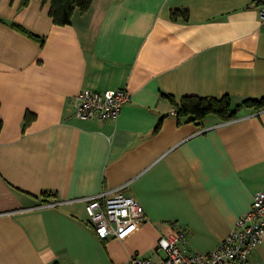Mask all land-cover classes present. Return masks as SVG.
Listing matches in <instances>:
<instances>
[{
    "label": "crops",
    "instance_id": "crops-1",
    "mask_svg": "<svg viewBox=\"0 0 264 264\" xmlns=\"http://www.w3.org/2000/svg\"><path fill=\"white\" fill-rule=\"evenodd\" d=\"M259 1L92 0L61 25L48 0H0V264L159 260L178 227L187 253L226 239L264 192V109L194 122L175 104L264 95ZM84 88L130 100L116 119H79ZM125 183L146 219L101 239L82 198ZM245 264H264V239Z\"/></svg>",
    "mask_w": 264,
    "mask_h": 264
},
{
    "label": "built area",
    "instance_id": "built-area-1",
    "mask_svg": "<svg viewBox=\"0 0 264 264\" xmlns=\"http://www.w3.org/2000/svg\"><path fill=\"white\" fill-rule=\"evenodd\" d=\"M260 19L264 22V0L258 2ZM130 100L124 88L94 90L84 88L75 96L74 116L83 119H116L122 107ZM125 184L85 196L89 222L101 239H122L146 219L142 206L124 192ZM62 201L46 200L40 206H56ZM187 231L174 228L157 242V250L163 253L159 260L131 255L126 264H245L251 252L264 239V192L252 195L251 209L242 215L235 227L215 249L206 253H187L182 249Z\"/></svg>",
    "mask_w": 264,
    "mask_h": 264
},
{
    "label": "trees",
    "instance_id": "trees-1",
    "mask_svg": "<svg viewBox=\"0 0 264 264\" xmlns=\"http://www.w3.org/2000/svg\"><path fill=\"white\" fill-rule=\"evenodd\" d=\"M46 1V0H43ZM50 2L49 14L56 24L71 23L73 13L78 10L85 11L92 0H48ZM249 108L254 111L264 109V95L258 97L243 98L233 103L231 97L224 95L221 98L200 97L196 95L183 96L179 103L175 104V115L180 120L200 122L204 118L213 115L222 121L235 119L240 110ZM34 118L27 113L24 118V126ZM1 127V121H0Z\"/></svg>",
    "mask_w": 264,
    "mask_h": 264
}]
</instances>
